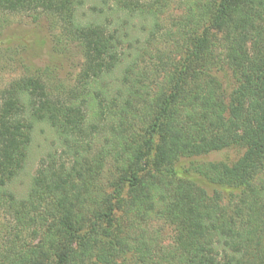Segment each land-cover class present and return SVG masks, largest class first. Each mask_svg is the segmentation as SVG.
<instances>
[{
    "label": "trees",
    "instance_id": "obj_1",
    "mask_svg": "<svg viewBox=\"0 0 264 264\" xmlns=\"http://www.w3.org/2000/svg\"><path fill=\"white\" fill-rule=\"evenodd\" d=\"M38 11L82 65L70 94L31 77L0 92V264H264V0H0ZM37 124L62 151L19 199L10 186ZM230 148L243 150L234 164L193 170L236 192L226 205L174 170Z\"/></svg>",
    "mask_w": 264,
    "mask_h": 264
},
{
    "label": "rangeland",
    "instance_id": "obj_2",
    "mask_svg": "<svg viewBox=\"0 0 264 264\" xmlns=\"http://www.w3.org/2000/svg\"><path fill=\"white\" fill-rule=\"evenodd\" d=\"M92 1L86 2L78 12V19L86 23L90 21L93 6ZM179 12V11H178ZM178 12H173L178 13ZM110 23V16H107ZM100 21V20H99ZM100 23H105L101 21ZM63 24L42 11L31 13L0 12V92L12 83L23 78H38L50 87L63 88L65 94H70L75 86L76 79L82 65V55L78 45L64 34ZM121 49L125 50V47ZM226 78L219 77L225 97L235 87V82L229 74ZM62 92V91H60ZM227 101V100H226ZM62 142L58 136L45 124L35 125L28 159L23 172L13 181L10 190L22 199L31 184L32 178L41 166L42 160L48 154L61 153ZM99 149V146H96ZM95 146L92 145V151ZM243 155L240 148H230L212 153L197 159L180 160L174 170L179 176L191 177L195 183H205L193 170L195 167L206 164L232 165ZM111 165L106 164L103 171L101 188L107 189L113 174ZM264 183V170L262 174ZM201 185V184H198ZM209 197L220 195L222 203L226 205L236 192L231 189L204 187ZM6 218L0 211V224L6 223ZM154 230L167 243L173 236L172 228L155 223ZM159 232V233H158Z\"/></svg>",
    "mask_w": 264,
    "mask_h": 264
}]
</instances>
